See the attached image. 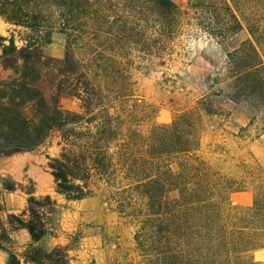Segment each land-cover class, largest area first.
<instances>
[{
  "label": "trees",
  "instance_id": "16d2710c",
  "mask_svg": "<svg viewBox=\"0 0 264 264\" xmlns=\"http://www.w3.org/2000/svg\"><path fill=\"white\" fill-rule=\"evenodd\" d=\"M70 1L49 0L51 9L45 16L41 0H0V18L26 31L24 36L19 33L20 46L13 34L0 36V66L12 72L11 79L0 82V157L48 149L53 140L47 139L58 133L59 152L48 162L56 192L74 202L105 188L112 191L121 213L128 207L122 193H133L129 202L140 196L142 212L128 216L139 223L136 241L150 264H262L252 254L264 250V176H231L203 159L198 140L182 129L187 113L163 124L156 120L153 106L126 94L131 105L123 115L115 105L122 98L119 69H112L114 76L107 77L104 68L105 75L97 76L94 60L82 63L68 32H62L68 34L65 56H50L51 35L56 23L65 31L60 11ZM146 2L148 10L163 18L175 19L180 13L173 0ZM217 2L216 9L227 16L223 26L231 24V33L246 28L251 37L246 46L253 59L231 70L233 78H248L251 70L259 68L264 72L260 40L264 0ZM249 7L258 12L256 18L245 13ZM150 18L146 13L143 22ZM150 22L155 25L146 34L148 53L152 44H160L153 33L172 24ZM228 56L230 67L234 66L231 61L237 56ZM123 78L131 93L128 78ZM259 85L264 90V80ZM66 98L79 101L80 111L63 110L60 103ZM140 108L142 121L135 120L131 111ZM145 113H151V123L141 132L138 127L148 120ZM0 182L4 190L17 188L5 179ZM18 187L28 195L26 209L4 217L0 205V249L8 254L6 264H70L75 248L69 243L51 250L39 246L60 230L56 201L50 195L35 196L32 188ZM240 192L252 193L251 205H232L231 196ZM21 229L28 231L31 242L19 253L11 235Z\"/></svg>",
  "mask_w": 264,
  "mask_h": 264
},
{
  "label": "rangeland",
  "instance_id": "374dc122",
  "mask_svg": "<svg viewBox=\"0 0 264 264\" xmlns=\"http://www.w3.org/2000/svg\"><path fill=\"white\" fill-rule=\"evenodd\" d=\"M173 1L180 12L175 19L152 13L146 0H71L70 6L60 11L65 31L55 24L57 29L51 35L48 53L62 59L69 34L82 63H88L89 58L94 60L97 76L105 75L104 68L107 77L114 76L112 69H119L117 86L122 98L115 105L123 110L122 114L131 105L126 94L153 106L156 120L163 124L187 113L182 129L198 140V153L203 159L231 176H264V90L259 85L260 80H264V72L260 68L251 70L248 78L241 80L231 74V70H237L246 62L250 64L253 59L246 46L251 37L246 28L231 33V24L223 26L227 16L225 11L216 9L217 0ZM49 9V0H41L40 10L45 16L49 15L46 11ZM146 13L151 18L144 23ZM245 13L251 18L258 14L250 7ZM55 17L58 18L57 14ZM152 19L173 25L153 33L160 44H152L150 48L154 49L148 53L146 34L155 25L150 22ZM25 32L0 18L1 37L9 38L13 34L20 46L19 33L24 36ZM260 40L264 48V34ZM228 55L237 56L235 62L231 61L234 66L230 67ZM11 73L0 66V82L11 79ZM123 76L131 84V93L126 91ZM60 104L63 110L80 111V102L76 99L66 98ZM140 109L131 111L137 116L135 120L142 121ZM26 111L29 112V108ZM143 115L144 120H148L138 130L146 132L151 113ZM47 140H53L49 150L38 148L31 152L45 154L47 151L49 156H56L58 133ZM124 184L121 182V186ZM112 194L102 188L81 202L65 203L57 199L60 230L39 246L51 250L61 243H69L75 248L70 264H150L136 241L139 223L128 216L142 212L141 197L136 196L129 202L133 193H122L128 207L121 213ZM231 202L233 206H249L252 193H235ZM23 251V248L18 250ZM252 256L264 264V250ZM7 258L6 253L4 264Z\"/></svg>",
  "mask_w": 264,
  "mask_h": 264
},
{
  "label": "crops",
  "instance_id": "0c3cea01",
  "mask_svg": "<svg viewBox=\"0 0 264 264\" xmlns=\"http://www.w3.org/2000/svg\"><path fill=\"white\" fill-rule=\"evenodd\" d=\"M49 149L50 147L46 150ZM50 157L52 156H49L47 151L45 154L41 152H25L0 157V179L10 180L17 186L14 191H7L2 188L0 182L2 195L0 205L2 206V215L4 217L7 214H20L26 209L28 195L24 189L18 187L19 185L24 188H32L35 196L50 195L55 201L62 199L65 203H73L67 202L62 195L56 192L54 179L48 168ZM11 237L14 245L18 247L17 251L21 248L24 250L25 246L31 242L30 235L26 229L12 233ZM5 259L6 252L0 249V264H4Z\"/></svg>",
  "mask_w": 264,
  "mask_h": 264
}]
</instances>
